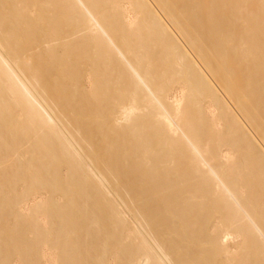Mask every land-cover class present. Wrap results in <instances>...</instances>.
<instances>
[{"label": "bare ground", "instance_id": "6f19581e", "mask_svg": "<svg viewBox=\"0 0 264 264\" xmlns=\"http://www.w3.org/2000/svg\"><path fill=\"white\" fill-rule=\"evenodd\" d=\"M0 264H264V0H0Z\"/></svg>", "mask_w": 264, "mask_h": 264}, {"label": "rangeland", "instance_id": "374dc122", "mask_svg": "<svg viewBox=\"0 0 264 264\" xmlns=\"http://www.w3.org/2000/svg\"><path fill=\"white\" fill-rule=\"evenodd\" d=\"M12 224V223H11Z\"/></svg>", "mask_w": 264, "mask_h": 264}]
</instances>
